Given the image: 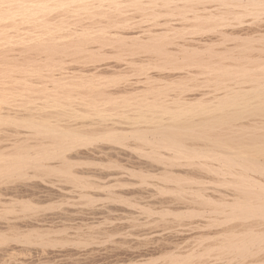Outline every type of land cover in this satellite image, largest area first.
Instances as JSON below:
<instances>
[{
	"label": "bare ground",
	"instance_id": "1",
	"mask_svg": "<svg viewBox=\"0 0 264 264\" xmlns=\"http://www.w3.org/2000/svg\"><path fill=\"white\" fill-rule=\"evenodd\" d=\"M0 264H264V0H0Z\"/></svg>",
	"mask_w": 264,
	"mask_h": 264
}]
</instances>
